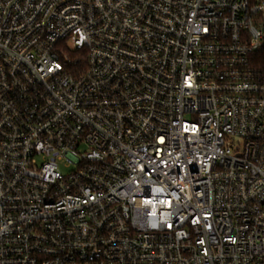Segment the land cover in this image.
<instances>
[{
	"label": "built area",
	"instance_id": "2783aa9c",
	"mask_svg": "<svg viewBox=\"0 0 264 264\" xmlns=\"http://www.w3.org/2000/svg\"><path fill=\"white\" fill-rule=\"evenodd\" d=\"M260 17L0 0V264H264Z\"/></svg>",
	"mask_w": 264,
	"mask_h": 264
},
{
	"label": "trees",
	"instance_id": "16d2710c",
	"mask_svg": "<svg viewBox=\"0 0 264 264\" xmlns=\"http://www.w3.org/2000/svg\"><path fill=\"white\" fill-rule=\"evenodd\" d=\"M254 3H263L264 0H251ZM259 26L264 31V17L257 18ZM76 59V56H72ZM251 66L253 70L260 76L264 77V42L263 45L251 56Z\"/></svg>",
	"mask_w": 264,
	"mask_h": 264
},
{
	"label": "rangeland",
	"instance_id": "374dc122",
	"mask_svg": "<svg viewBox=\"0 0 264 264\" xmlns=\"http://www.w3.org/2000/svg\"><path fill=\"white\" fill-rule=\"evenodd\" d=\"M63 172H65V171H63Z\"/></svg>",
	"mask_w": 264,
	"mask_h": 264
}]
</instances>
